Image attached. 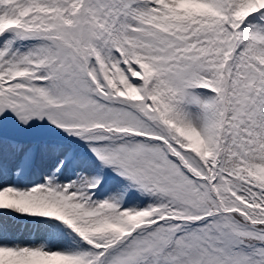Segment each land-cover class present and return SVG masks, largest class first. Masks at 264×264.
<instances>
[{
  "label": "snow or ice",
  "instance_id": "obj_1",
  "mask_svg": "<svg viewBox=\"0 0 264 264\" xmlns=\"http://www.w3.org/2000/svg\"><path fill=\"white\" fill-rule=\"evenodd\" d=\"M0 264H264V0H0Z\"/></svg>",
  "mask_w": 264,
  "mask_h": 264
}]
</instances>
